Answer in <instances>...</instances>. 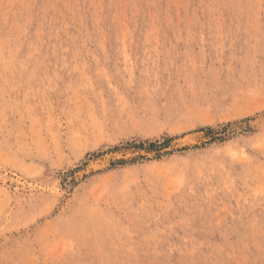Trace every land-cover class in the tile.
<instances>
[{
    "label": "rangeland",
    "instance_id": "rangeland-1",
    "mask_svg": "<svg viewBox=\"0 0 264 264\" xmlns=\"http://www.w3.org/2000/svg\"><path fill=\"white\" fill-rule=\"evenodd\" d=\"M0 264H264V0H0Z\"/></svg>",
    "mask_w": 264,
    "mask_h": 264
},
{
    "label": "bare ground",
    "instance_id": "bare-ground-1",
    "mask_svg": "<svg viewBox=\"0 0 264 264\" xmlns=\"http://www.w3.org/2000/svg\"><path fill=\"white\" fill-rule=\"evenodd\" d=\"M7 6V5H6ZM2 7V6H1ZM33 8V7H32ZM76 14V13H75ZM77 15V14H76ZM141 27V26H140ZM156 27V26H155ZM74 45V44H73ZM186 138H188V137H186ZM95 167H96V165H95ZM103 167V166H102ZM96 168H98V167H96ZM153 262V261H152Z\"/></svg>",
    "mask_w": 264,
    "mask_h": 264
}]
</instances>
